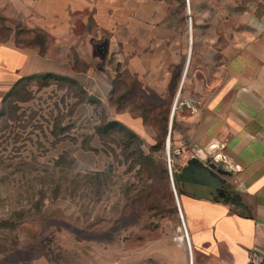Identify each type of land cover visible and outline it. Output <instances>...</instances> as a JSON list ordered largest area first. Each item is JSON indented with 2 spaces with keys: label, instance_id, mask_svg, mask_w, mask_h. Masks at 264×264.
Wrapping results in <instances>:
<instances>
[{
  "label": "crops",
  "instance_id": "obj_1",
  "mask_svg": "<svg viewBox=\"0 0 264 264\" xmlns=\"http://www.w3.org/2000/svg\"><path fill=\"white\" fill-rule=\"evenodd\" d=\"M175 7L0 0V106L24 78L70 81L83 98L67 114L72 127L49 133L53 159L69 153L75 172L97 175L108 172L115 151L100 127L118 123L143 152L152 143L145 119L165 111L189 251L178 236L157 239L150 254L120 255L118 264H248V251L264 261V0H192L188 28ZM21 36H29L24 45ZM123 73L134 89L125 88ZM44 201L40 191L29 205ZM11 264L53 261L41 255Z\"/></svg>",
  "mask_w": 264,
  "mask_h": 264
},
{
  "label": "rangeland",
  "instance_id": "obj_2",
  "mask_svg": "<svg viewBox=\"0 0 264 264\" xmlns=\"http://www.w3.org/2000/svg\"><path fill=\"white\" fill-rule=\"evenodd\" d=\"M164 1L185 12L188 28L187 8L192 0ZM0 31L3 36L4 30ZM24 38L29 36H21L18 45L27 43ZM191 65L190 57L187 70ZM120 77L126 89H134L131 76ZM183 84L176 105L184 94ZM82 98L68 80L32 77L18 81L2 101L0 264L41 255L53 264H118L120 255L150 254L151 241L182 234L165 167L168 152L178 198L170 145L166 151L165 111L149 113L145 119L152 143L144 146L142 158L138 157L139 140L122 131L118 135L117 129L110 134L99 130L102 141H111L115 148L105 174L75 172L69 166V153L53 159L54 140L49 133L57 135L72 127L67 114ZM125 144L130 150L137 146L136 154L125 150ZM40 191L46 201L34 209L29 204Z\"/></svg>",
  "mask_w": 264,
  "mask_h": 264
},
{
  "label": "built area",
  "instance_id": "obj_3",
  "mask_svg": "<svg viewBox=\"0 0 264 264\" xmlns=\"http://www.w3.org/2000/svg\"><path fill=\"white\" fill-rule=\"evenodd\" d=\"M212 147V146H211ZM167 151V150H166ZM214 157V156H213ZM215 158V157H214ZM165 167H166V171H167V175H168V178L171 177V165H170V159H169V155H168V152H166V157H165ZM172 182L170 181V184ZM171 189L174 190L173 188V185L171 187ZM177 205V204H176ZM179 213V212H178ZM179 217H180V220H181V214L179 213ZM182 234H181V238L185 244V247L186 249L189 251V243H188V237H187V234H186V229H185V226L182 224ZM247 262L248 264H264V261L260 258H258L253 252L251 251H248L247 252Z\"/></svg>",
  "mask_w": 264,
  "mask_h": 264
},
{
  "label": "trees",
  "instance_id": "obj_4",
  "mask_svg": "<svg viewBox=\"0 0 264 264\" xmlns=\"http://www.w3.org/2000/svg\"><path fill=\"white\" fill-rule=\"evenodd\" d=\"M45 77H47V76H45ZM49 77V76H48ZM112 126H114L115 128L114 129H112L113 131L115 130V129H117V132H119L118 133V135H120V133H121V131L124 133V134H128V135H130L131 137H134L135 139H137V140H139L136 136H134L132 133H130V132H126V131H124V129L123 128H121L119 125H118V123H111V124H108L107 126H102V127H100V130L102 131V132H104V133H106V130L109 128V127H112ZM166 138V137H165ZM165 142H166V139H165ZM137 146H135V148H133V149H129V146H128V144H125V147H124V149L125 150H129L131 153L133 152L134 154H136V151H137V148H136ZM132 153V154H133ZM138 157L139 158H142V155H143V152H141L140 150H138Z\"/></svg>",
  "mask_w": 264,
  "mask_h": 264
},
{
  "label": "water",
  "instance_id": "obj_5",
  "mask_svg": "<svg viewBox=\"0 0 264 264\" xmlns=\"http://www.w3.org/2000/svg\"><path fill=\"white\" fill-rule=\"evenodd\" d=\"M189 55H190V52H188V56H187V59H186V65H185V67H184L183 76H184L185 71H186V69H187V61H188V59H189ZM180 86H181V82H180V84H179L178 91H179V89H180ZM178 91H177V92H178ZM176 97H177V96H176ZM176 97H175V99H174L173 107H172V110H171V113H170L169 127H170V122H171V117H172V113H173V110H174V106H175V104H176ZM169 127H168V129H169ZM166 140L168 141V131H167ZM170 185H171V187H172V183H171ZM172 192H173L174 199H175V201H176V196H175V192H174L173 189H172ZM176 204H177V203H176Z\"/></svg>",
  "mask_w": 264,
  "mask_h": 264
},
{
  "label": "bare ground",
  "instance_id": "obj_6",
  "mask_svg": "<svg viewBox=\"0 0 264 264\" xmlns=\"http://www.w3.org/2000/svg\"><path fill=\"white\" fill-rule=\"evenodd\" d=\"M187 1H188V0H187ZM187 4H188V2H187ZM189 26H190V24H189ZM188 63H189V60H188ZM168 147H169V143H168V141H167V151H168ZM169 180L172 182V177H170ZM172 185H173V184H172ZM174 192H175V191H174ZM175 196H176V194H175ZM175 202L177 203V209L179 210V213L181 214L182 224L184 225V220H183V218H182V212H181V208H180L179 201H178L177 197H176V201H175ZM181 228H182V227H181ZM181 230H182V229H181ZM182 232H183V230H182ZM177 238L182 239V238H181V235L178 236Z\"/></svg>",
  "mask_w": 264,
  "mask_h": 264
}]
</instances>
